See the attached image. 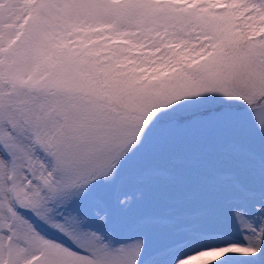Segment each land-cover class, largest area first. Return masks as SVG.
Instances as JSON below:
<instances>
[{
    "label": "snow or ice",
    "instance_id": "snow-or-ice-1",
    "mask_svg": "<svg viewBox=\"0 0 264 264\" xmlns=\"http://www.w3.org/2000/svg\"><path fill=\"white\" fill-rule=\"evenodd\" d=\"M0 264H264V0H0Z\"/></svg>",
    "mask_w": 264,
    "mask_h": 264
}]
</instances>
